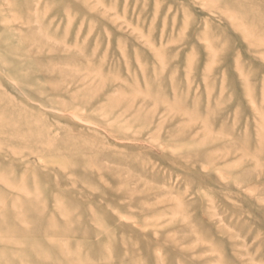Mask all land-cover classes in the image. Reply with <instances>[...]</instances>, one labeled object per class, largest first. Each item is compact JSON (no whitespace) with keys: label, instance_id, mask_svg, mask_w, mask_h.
<instances>
[{"label":"rangeland","instance_id":"1","mask_svg":"<svg viewBox=\"0 0 264 264\" xmlns=\"http://www.w3.org/2000/svg\"><path fill=\"white\" fill-rule=\"evenodd\" d=\"M0 264H264V0H0Z\"/></svg>","mask_w":264,"mask_h":264}]
</instances>
